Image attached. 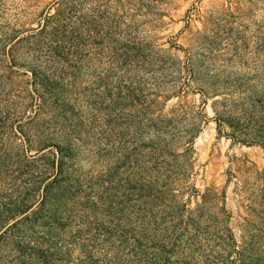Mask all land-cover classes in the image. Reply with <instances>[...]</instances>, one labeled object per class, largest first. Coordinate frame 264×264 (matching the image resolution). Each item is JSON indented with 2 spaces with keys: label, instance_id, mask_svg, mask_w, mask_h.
Here are the masks:
<instances>
[{
  "label": "rangeland",
  "instance_id": "1",
  "mask_svg": "<svg viewBox=\"0 0 264 264\" xmlns=\"http://www.w3.org/2000/svg\"><path fill=\"white\" fill-rule=\"evenodd\" d=\"M0 264H264V0H0Z\"/></svg>",
  "mask_w": 264,
  "mask_h": 264
},
{
  "label": "trees",
  "instance_id": "2",
  "mask_svg": "<svg viewBox=\"0 0 264 264\" xmlns=\"http://www.w3.org/2000/svg\"><path fill=\"white\" fill-rule=\"evenodd\" d=\"M49 18L48 19H51L53 20V24H55L58 28L57 31H59V29H61L63 32L62 34H65L68 29H69V24H68V21H70L72 18L70 16H65V13H59L58 15L56 14L55 16L51 15V16H48ZM40 99L43 100V98L41 96H39ZM61 153V152H60ZM62 154H59V156H57L55 153L53 154V160L51 161V163H48V164H44L43 167H42V170H40V174L39 176L37 177L39 180L42 179L44 176L43 175H51L52 174V171L55 170L57 173L55 176L52 175V177H55V180L58 176V174H62V165H63V160H62ZM42 164V163H40ZM56 182V181H54ZM34 183V182H33ZM37 183V182H35ZM50 188V185H47L45 186V189L46 191ZM31 191V190H30ZM34 196H29L25 202H24V211L22 212L23 215L24 214H27L28 212H30V210L32 209L34 203L33 198ZM32 199V200H31ZM28 203H31L32 204V207H27L28 206ZM46 203V197H44L43 201H42V204L44 205ZM33 217L30 216V215H26L24 218H23V222L24 224L28 223L27 224V227H29L31 224H33ZM26 226V225H25ZM33 226V225H32ZM29 229H31L29 227Z\"/></svg>",
  "mask_w": 264,
  "mask_h": 264
}]
</instances>
